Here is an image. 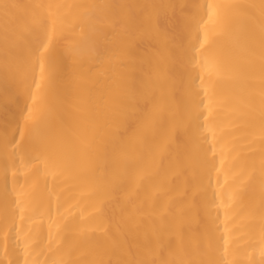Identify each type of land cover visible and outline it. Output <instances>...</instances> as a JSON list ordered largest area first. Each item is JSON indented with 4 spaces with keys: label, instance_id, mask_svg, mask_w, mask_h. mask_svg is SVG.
I'll use <instances>...</instances> for the list:
<instances>
[{
    "label": "bare ground",
    "instance_id": "obj_1",
    "mask_svg": "<svg viewBox=\"0 0 264 264\" xmlns=\"http://www.w3.org/2000/svg\"><path fill=\"white\" fill-rule=\"evenodd\" d=\"M0 264H264V0H0Z\"/></svg>",
    "mask_w": 264,
    "mask_h": 264
},
{
    "label": "snow or ice",
    "instance_id": "obj_2",
    "mask_svg": "<svg viewBox=\"0 0 264 264\" xmlns=\"http://www.w3.org/2000/svg\"><path fill=\"white\" fill-rule=\"evenodd\" d=\"M209 7L211 8V5ZM206 63H209V62L206 61Z\"/></svg>",
    "mask_w": 264,
    "mask_h": 264
}]
</instances>
